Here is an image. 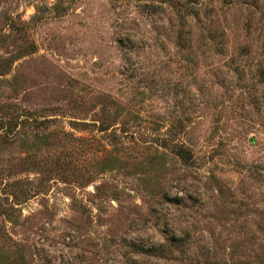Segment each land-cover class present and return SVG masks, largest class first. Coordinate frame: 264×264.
<instances>
[{"label": "rangeland", "instance_id": "374dc122", "mask_svg": "<svg viewBox=\"0 0 264 264\" xmlns=\"http://www.w3.org/2000/svg\"><path fill=\"white\" fill-rule=\"evenodd\" d=\"M0 264H264V0H0Z\"/></svg>", "mask_w": 264, "mask_h": 264}]
</instances>
